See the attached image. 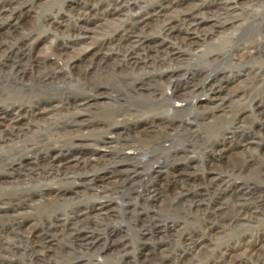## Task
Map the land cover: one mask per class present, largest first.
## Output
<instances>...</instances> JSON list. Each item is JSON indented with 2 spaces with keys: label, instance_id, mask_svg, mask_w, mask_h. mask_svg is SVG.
<instances>
[{
  "label": "rangeland",
  "instance_id": "obj_1",
  "mask_svg": "<svg viewBox=\"0 0 264 264\" xmlns=\"http://www.w3.org/2000/svg\"><path fill=\"white\" fill-rule=\"evenodd\" d=\"M155 1L124 0L122 15L101 38ZM189 1L170 13L188 9ZM96 2L0 0V111H47L23 121L19 138L0 144V248L8 249L7 264H208L238 241L261 236L256 245L262 244L264 0L240 1L243 12L199 48L165 38L163 19L148 18L143 34L177 58L139 52L140 62L158 57L135 67L121 52L105 65L78 62L72 69L81 47L69 44L77 11ZM140 79L146 89L126 87ZM221 79L228 108L212 116L208 86ZM173 84L183 89L180 99L167 97ZM194 85L199 90L192 93ZM145 127L152 132L139 134ZM225 134L234 141L219 159ZM106 135L115 137L105 143ZM247 140L255 144L242 147ZM66 158L97 161L67 176L49 175L50 162ZM178 186L187 195L180 202ZM236 201L257 213L229 225ZM215 224L222 228L211 235ZM187 236L207 240L191 251ZM256 247L260 258L248 260L264 264V243Z\"/></svg>",
  "mask_w": 264,
  "mask_h": 264
},
{
  "label": "bare ground",
  "instance_id": "obj_2",
  "mask_svg": "<svg viewBox=\"0 0 264 264\" xmlns=\"http://www.w3.org/2000/svg\"><path fill=\"white\" fill-rule=\"evenodd\" d=\"M186 1H189V0H156L155 2H152L150 5H148L147 7H145L143 9L144 12L147 11L146 14H144L143 12L137 13V15H135V18L130 25L126 26L124 29L116 30L113 33V35H107V36L104 35L105 37H102V38H101V36L103 35L105 29L110 26L111 22L116 20L118 17H120L122 15L123 8L125 7L124 6V0H99V2L97 0L98 3L96 2L92 5H90V4L86 5V3H85V7L82 6L84 9L77 11V17H78V19L76 20L77 25L74 26L72 29V31L75 32V38L69 39V41H70L69 44L71 45V47H70L71 49H74L75 46H81L80 51L78 53V57L75 60L71 61V68L75 69V67H77L78 65L87 64L88 62H89L90 66H92V65L93 66L94 65L99 66L101 64L105 65L106 63H108L109 58L111 56H114V55L122 56L121 52H124L125 57H129L128 61L131 63V65H134L135 67L140 66L141 63H144V65L146 66L147 60H149V59L153 61L152 65H154V62L157 60V57H158V56L154 57V59L152 57L144 58L143 61L140 62L139 57H137V53H139V52H144V54L150 55L149 53H151V51H154V53L156 55V54L161 53L162 52L161 50H163L164 52L169 51V53H167L168 54L167 56L176 57L177 53L172 52L171 50H173V49L172 48L170 49V47H168V45H166L164 42L157 41L154 38L150 39V38H148V36H145L143 34V30H145L144 27L146 25V22L148 23L149 22L148 18H151V17L154 19H157V20L163 19L161 21L162 25H160L159 30H160V32L163 33L165 38L167 37L170 39H176V41H178L180 43V45L190 47L191 49L194 47L199 48V46H201V43H203L204 41H206L210 37H214L216 34H219L222 30H224V28L226 26H228L229 24H232L231 18L235 14H237L238 11H240V10L242 11V8L240 9L239 7H237V4H239V2L243 1V0H208V1L207 0H190L189 2L191 3V5L188 9L176 10L175 13H170V10H172L174 8L173 6H175L177 4L175 7L178 8V7H180L179 6L180 4H186ZM100 4L105 7V10L103 12L99 13L98 9H99ZM80 23L82 24V26L78 27V25ZM58 24L64 29L67 28V25L64 22L58 23ZM258 42L261 43V41H258ZM25 43H27V41H25ZM65 46H67V45H65ZM3 49L4 48H2V45L0 44V52ZM61 50H62V48H61ZM61 54H60V56H62ZM164 55H165V53H164ZM167 60H169V59H167ZM162 61L163 60H161V62ZM78 62L80 64H78ZM50 65H52V64H50ZM25 73H26V71H24V74ZM59 73H61V72L59 71ZM150 75H151L150 73L146 74V76H150ZM224 79L223 80L221 79L218 82H213V83L211 82V83H209V86H208V92H209L210 104H211L209 110L211 111L212 116L218 115L217 110H220V113H225L227 108H228L227 105L229 103V98L226 99V98H222V96H220L221 95L220 93L223 92L225 89V88L223 89V87H224L223 85L224 84H225V86L227 85V82L223 83ZM140 80H142V79H140ZM138 82L139 81H136V80L132 81V83L130 85L127 84L126 87L128 89H132L135 92H139L145 88V84H144V80L140 81L139 83ZM172 82H174V81H172ZM172 82H171V84H172ZM171 84H170V87H171ZM186 85H187L186 86L187 89L188 88L190 90L192 89V86L188 87L189 85H191V83L188 82V84H186ZM186 88H184V89H186ZM182 90L183 89H180L179 86L175 87V85H174V91H172V93H171L173 96H167L168 99H171V100L172 99L174 100L175 98L180 99L181 96L178 97L177 95L178 94L180 95ZM197 90H199V88H197L194 85L192 93H195ZM75 102L76 103H73V105L75 107L84 106V105H86V103H88V102H86V103L82 104L81 101H75ZM15 111H16L15 109H14V111H12L10 113H7V111L4 112L3 110H2V112L0 111V127H2V131H1L2 134H0V144H2V143L6 144L9 141H11L12 139L14 140L15 138H19V136L24 133L23 121H25L26 119L29 120V119L39 118V116H42V114H44V112H47L45 110L44 112L41 111L39 113H34V112L28 113V111L22 110L20 113H18V116H16L17 112H15ZM150 130L151 129L149 127H145L143 130H139L138 133L142 134V132L144 131L145 135H147V134L152 132ZM111 134L112 133H110L109 135H111ZM114 137L115 136L107 137V135H106L104 137V142L109 140V139H111L113 141ZM232 141H234L233 137H229L228 134H225L224 141H221L218 144L217 150H219V155L216 156L215 154H213V156L215 155V157L221 159L222 156H224L225 153H227L229 151V149H230L229 147H231L233 145ZM252 141H254V140H247L244 142L243 141H240V142L243 143L242 147H245L246 145L255 144ZM240 142H238V145L242 144ZM129 148H132V146ZM226 148H228V149H226ZM58 158L59 157L54 156L51 159H53V161H56V160H58ZM84 161L85 160L75 161V160H71V159L69 160V158H66V161L64 163L63 162L62 163L61 162H58V163L57 162H54V163L50 162V165L52 166V168L49 171L50 172L49 175L67 176L68 173L71 170H73V167H80L81 164H83L82 167L83 166L89 167V166H92L94 164V162L97 161V159L89 160L88 162H84ZM245 163H246L245 166H247L248 162L246 161ZM231 169H232V172L234 171V173H235L236 169H238V168L233 167ZM174 184L178 185V181L175 180ZM178 189L180 190V192H179V195L175 198V200L177 202H180V201H183L184 199H186L187 195L184 193L183 186L182 187L178 186ZM246 196H247V194H246ZM259 202H261V201H259ZM262 202H264V201H262ZM236 203H237V201H236ZM246 205H247L246 203L242 206H240L238 203L235 206L233 205L236 209V212L234 214L235 216H233L231 218V220H229L231 223L229 225H235V224L239 223L240 221L243 220V217L247 214L251 215V213L252 214L257 213V211L255 210L256 208H252V206H248V205L246 206ZM249 205H251V204H249ZM221 218H224V216ZM217 224H220V223H217ZM217 224H215L216 227H214L215 226L214 225L213 227L211 226L212 227L211 229L209 228L211 231V235H212V233H214L213 230L215 228L216 229L222 228V227H217ZM220 226H222V225H220ZM38 238L40 239V241L42 243H44V242L48 243L47 237L42 236L40 234V236H38ZM262 238H263V240L261 242L263 244L264 243V235L262 236ZM205 239L206 238H201V237L200 238L188 237L185 242H187L189 250L193 251L197 247V245H199L201 243V241H203ZM257 240H258V237H257ZM260 240H261V236H260V239L258 241H260ZM256 241H254V240L253 241L252 240H243L241 242L238 241V243L236 245H233V247H231L227 250H224L223 252L220 251L221 253L219 254V256H215L213 258V260L210 259V262L208 264H252L251 263L252 260H248L249 257L251 259H255V258L259 259L260 258V255L259 256L257 255V251L258 252H261V251H260V249H257L256 246H260V245L262 246V244L260 243L259 245H256V244H258ZM35 246H37V245H35ZM7 251H8V249H6V248H4V249L0 248V264H5V263L7 264L8 263V259L6 256L8 253Z\"/></svg>",
  "mask_w": 264,
  "mask_h": 264
}]
</instances>
